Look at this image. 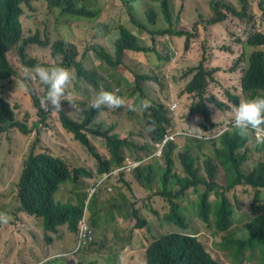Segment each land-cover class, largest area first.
Masks as SVG:
<instances>
[{"label": "trees", "instance_id": "1", "mask_svg": "<svg viewBox=\"0 0 264 264\" xmlns=\"http://www.w3.org/2000/svg\"><path fill=\"white\" fill-rule=\"evenodd\" d=\"M45 2L49 5L47 12L54 14L57 22L61 19L66 23L72 20L94 22L96 23L95 27L101 25L106 30V35H109L111 29H114L118 35L114 40L113 52H109L103 44L94 45L92 47L95 57L107 67L119 70L129 69L135 75L136 82L141 81L142 96L149 92L147 79L153 83V87L155 85L165 87L166 83H169L165 70L171 57L168 54H162L157 49L159 48V36L173 35L179 36V38L185 36V49H187L201 31L200 19L195 20L192 30L178 29L173 26H157L159 22L158 10L163 13L168 23H173L171 0H152L148 9L145 10L147 20L139 18L132 11L131 7L135 6L133 3L136 0H131V5H127V8L131 21L138 27L135 30L121 21L110 26L111 11H114L115 6H109L106 3L101 6V0H0V136L11 127H16L25 136H30L33 131L27 121L16 119L15 108L8 99L9 95L7 96L15 88L29 87L27 92L32 96L35 107L40 110L39 115L46 118L40 105V98L43 96H40L36 89L30 86L37 77L33 80L29 72L25 75H21L22 72H20L24 66L33 68L40 65L37 56L41 49L38 48L35 55H31L38 46L50 47L54 56L60 60L55 59L52 63H44L46 66H61L69 71L75 69L76 79L88 83L95 94L100 90H108L117 95H123L113 87L109 88L108 84H104L106 88H103L104 80L95 73L101 74L113 83L127 81V76L104 75L89 65L83 69L81 66L83 62L77 59L74 43L60 34L57 29L44 31L40 28L25 29L22 18L26 11L34 10V8L36 10L37 4ZM210 5L213 14L205 19L206 31L218 23L217 25H223L225 31L232 35V43H229L228 46H222L219 43L211 44V46L216 45L219 49L228 51L232 55L223 56L217 62L201 55L199 64L189 68L186 74V76H192L183 91L193 98L190 104V114L202 116L200 127L204 129L215 123L214 112L207 102L215 103L216 107L223 111V109L229 110L235 107L242 99L264 96V0H232V2L210 0ZM243 24L249 26L248 31L241 32L240 26ZM236 30H238L237 38H235ZM52 33H59L62 40L51 43L49 39H44ZM146 33L150 34V43ZM162 46L164 47L166 44ZM149 50L151 53H156V50L162 61L151 60V62H155V65L150 62L149 73L121 64L128 52L148 55ZM231 60L232 66L229 67L227 74L234 76L226 82L224 87L227 102H222L214 96L207 98L208 88L214 86V82L210 84V81L215 79L219 81L215 73L220 69L226 70L227 64ZM245 61L246 64L242 65L239 70V66ZM222 63L225 65L223 66ZM19 81L23 82L22 85H18ZM75 84L80 89L79 82ZM46 91H44V95ZM125 92H130L132 96H135L137 90L132 86ZM162 93L164 97L167 96L166 92ZM85 98H87L86 106L81 115L73 117L70 114L72 111L70 109L61 108L60 111H57L58 120L66 132L73 133L74 139H78L91 148L85 152L86 161L83 165L71 167L64 163L65 158L61 156L50 151L36 153L34 150L23 162V169L17 183V198L20 203L18 210L35 216L37 219L41 218L42 233L45 236L48 232L57 233L61 225H67V228L74 232L73 228L78 225L83 213L84 202L79 199H74L70 207L56 205L53 200L55 192L56 195L62 191L66 193L63 186L69 185L68 193H70L74 185L81 182V176L90 177L93 175L91 169L95 167L97 173H104L114 167L126 164L127 158L152 154L154 142L162 137L169 125H172L170 112L159 95L156 96L155 119L152 120L153 123L158 120L152 144H150V138L141 129H137L136 124H134L135 131H130L128 134L124 132L121 135L113 132L114 126L104 127L98 123L96 110L89 106L91 98ZM69 102H73V100H64L61 107ZM146 115L147 110H143L141 116ZM32 124L36 126L39 135V127H44V124L39 120H35ZM86 132L104 138L109 152L108 157H102L97 149L92 150L94 147L90 144ZM138 135L142 140L137 139ZM185 137H190L191 141L176 155L173 154V145L170 144V148H167L169 144L167 145L163 155L166 165L162 171L155 172L152 164L135 169V178L147 186H150L153 178H156L158 183L156 193L169 208L162 222L173 225L172 229L156 236L151 233V219L149 220L142 214V207L138 206L137 194L131 183L123 176L118 178L115 183L116 194L111 193L99 199L100 203L111 205L105 209V211L107 209L109 211L100 213L94 211L95 214L104 213L105 221L103 223L110 227L108 234L110 239L115 246H119V250L135 249L137 246L145 248L146 260L144 264H226L221 259L220 253L213 254L209 251L207 245L210 243V236L189 231L190 221L187 213L196 212L206 226L212 229L211 235L215 236L220 232L230 230L236 212L246 204L243 202L241 205L240 194L254 191V201L251 204L253 215L245 224L247 235L238 238L236 232H229L221 237L220 250L225 253L230 264H251L250 262L254 258L246 260L245 248L258 243V246L253 248L255 250L253 256L255 257L256 252L259 251L262 260L260 264H264V200L262 199L264 192V143L258 142L257 131L254 133L252 130L241 136L239 131L234 129L231 134H227L219 141L205 147L209 150L207 152L204 150L202 141L191 136ZM254 153L262 156L257 162L252 159ZM220 159L225 166L222 176L216 170ZM76 173H78V177L74 179L73 183H66L58 188L59 182L70 179L71 174ZM221 180L224 181L219 183ZM119 184H123V186H119ZM151 189L146 190L152 191ZM211 191L216 192L217 197L214 200H210L209 193ZM193 194L196 195L194 202L182 203L185 198H189ZM91 203L98 205L97 197H94ZM145 205L153 215L158 216L157 210ZM130 220L135 221V228L146 229L147 232L141 234L137 229L133 232L131 228L123 230L122 221L130 222ZM93 222L96 227L101 225L95 217ZM118 224H121L119 229L116 228ZM48 240L51 241V237H48ZM90 245L97 251L95 243ZM28 256L30 260L19 261L20 264L36 263L33 262V256ZM103 260L107 264H118L116 260L113 263L107 257H104ZM53 263L55 262H46V264ZM94 263V261L87 262L82 259L72 264Z\"/></svg>", "mask_w": 264, "mask_h": 264}, {"label": "rangeland", "instance_id": "2", "mask_svg": "<svg viewBox=\"0 0 264 264\" xmlns=\"http://www.w3.org/2000/svg\"><path fill=\"white\" fill-rule=\"evenodd\" d=\"M232 2V0H226ZM172 2V13H173V23H168L163 13L158 10L159 22L158 27H168L173 26L178 29H188L192 30L194 27L195 20L200 19V33L194 38L190 47L185 49V36L179 38V36L173 35H164L159 36V48L162 54H168L171 59L167 62L165 72L167 73V80L169 83H166L167 86H158L153 87L152 91L145 93L143 96L141 94V85L140 80L138 83L135 80V75L129 70H119L113 67H107L99 59L95 57L93 47L94 45L103 44L109 52L114 50V40L116 39L118 33L111 29L110 34L106 35V30L99 25L95 27L96 23L85 21V20H72L66 23L63 19L57 22L55 15L48 13L47 10L49 5L47 2L43 4H37L36 10H27L23 16V22L25 29L40 28L42 31L46 29H57L60 34L65 38L74 43L75 51L77 53V59L81 60L82 68H86V65L96 68L99 72L104 75H115L126 77L127 81L121 83H113L104 78L101 74L95 73L100 79H103L102 87L106 88L104 84H108L109 88L113 87L114 90L124 92L127 88L134 86L137 90L136 96L141 101H147L150 107L147 109V115L142 117L141 111L139 108L140 103L136 104L135 113H130L126 110L120 111H103L100 113L97 120L98 123L104 127L114 126L113 132L123 134L126 132L128 134L130 131H135L134 124L137 125V129L146 134L150 138V144L154 142L155 130L158 126V120L153 123L154 118V108L155 100L157 95H161V92H166L167 96H162L164 103L172 102L171 104L177 103V110L179 114H182V120L179 122V127L186 131L189 129V126L196 125L199 128L196 129L195 135H200L202 133V128L200 127L201 117L200 115L191 116L189 113V106L192 103V96L188 93L183 92L187 83L191 80L192 76H186L188 69L196 67L200 62L201 51L198 49L197 43H201L202 55L205 58L211 59L213 53L215 52L214 61H219V58L223 56L232 55V53L219 49L216 45L211 46V44L219 43L222 46H228L229 43H232V35L225 31L223 25L215 24L212 29L206 31L205 19L210 17L213 14L210 0H171ZM103 3L108 4L109 6L114 5V11H111L112 20L110 21V26L116 24V22L121 21L123 24L132 28L133 30L138 29L131 21V16L129 15V10L127 5H131V0H101V6ZM152 3V0H136L133 3L134 7H131L132 11L139 17L147 20V15L145 10L148 9L149 4ZM37 11V12H36ZM40 12V13H38ZM146 23H148L146 21ZM149 24V23H148ZM151 28L153 26L149 24ZM241 32L248 31L249 26L243 24L240 26ZM59 33L48 34L44 39H49L51 43H55L59 40H62V36ZM238 30L235 32V38ZM147 34V33H146ZM144 34V35H146ZM150 38V34H147V39ZM151 40L149 39V43ZM166 44V46H162ZM40 48L39 55L37 60L41 63L42 66H45L44 63H52L55 59H58L51 52V48L37 47L31 55H35L37 49ZM214 50V51H212ZM148 55L145 53L143 55H138L137 53L128 52L124 57V60L121 64H126L130 68L136 69L141 72L149 73L150 62L156 61L162 62L160 60L159 53L155 50L156 53H151L148 51ZM158 56H157V55ZM59 60V59H58ZM225 60V59H223ZM60 61V60H59ZM155 65V62H151ZM223 66L225 63H222ZM246 61L239 66V70L242 65H245ZM141 66V67H140ZM232 66V60L228 62L226 70L220 69L218 72L217 78L214 81H210V84L213 83L214 86L208 88V94L214 95L218 100L227 102V98L224 93V87L228 80H231L234 75L227 74L229 67ZM140 67V68H139ZM75 68V66H72ZM21 75H25L27 72L32 74V70L27 67H22L20 69ZM72 73V80L67 84L65 88V96L73 102H69L67 105L61 108L66 110H72L71 115L73 117L83 114V110L86 106L87 98H92L95 93L90 88L88 83L76 79L75 69L70 71ZM166 78V77H165ZM147 81H150L147 79ZM76 82H79L80 89L76 87ZM22 81L18 82V85H22ZM36 89L40 96H44V91H46V86L37 78L35 81H32L31 85ZM29 87H20L15 88L9 94H7L8 99L11 101V104L15 108L16 119L24 120L29 123L33 131L30 136H25L21 133L16 127L9 128L6 132H3L0 136V215L8 217V223H0V264H20L19 261H28L29 256H33V262L35 264H46V262L57 259L55 255L67 252L74 248L76 235L72 233L70 237H67L63 240L56 241L54 238L51 241L48 240L49 234L46 236L43 235L41 218L37 219L35 216H29L22 212H19L17 207L19 206V201L17 199V181L19 180L23 162L29 155V153L34 150L36 153L51 151L62 157L66 158V164L74 167L81 166L86 161L85 152L91 149L88 145H84L78 139H74L73 133L66 132V129L63 127L62 123L58 120V113L56 110H43L46 114V118L40 116V110L37 109L34 105L32 96L27 92ZM87 94V95H86ZM123 95L131 96L132 93L127 92ZM143 97V98H142ZM144 99V100H143ZM67 99H62L61 103ZM76 101V102H75ZM214 112V120L220 119L223 117L224 113H227V110H220L213 103L210 104ZM123 107V106H122ZM121 108V107H119ZM35 120H39L45 130V138L38 135L36 126L32 123ZM195 127V126H193ZM40 128H43L40 127ZM125 128V130H121ZM151 129V131H149ZM88 134V132H86ZM90 136V134H89ZM137 139L142 140L139 135ZM153 139V141H152ZM94 141L97 144V147H94L92 150L97 149L102 157H108L109 152L106 148L105 141L102 137L95 136ZM190 137L185 136H176L169 141L167 148H170V144L173 145L172 150L173 154L176 155L178 152L182 151L190 143ZM205 152L209 151L207 148H204ZM143 155V154H142ZM140 155V156H142ZM262 156L254 153L252 159L257 162ZM95 161V160H94ZM154 166L155 172L162 171L163 167L166 165L165 157H162L159 160L150 161ZM96 165V162H95ZM145 165H140L137 167L143 168ZM136 168V167H135ZM134 169V168H133ZM131 171V170H130ZM218 173L220 176L224 174V170L221 166L218 168ZM77 174V173H76ZM136 172L132 177H126L131 186L134 188V191L138 197V206L142 207V214L150 220V231L154 236L167 232L172 229L173 225L166 224L162 222L164 215L168 212L169 208L166 202L157 195L156 188L158 186L156 178H153L151 185L147 186L139 182L135 178ZM75 174H71L73 177ZM219 176V178H221ZM68 180V179H66ZM66 180L59 182L63 184ZM136 180V181H135ZM81 181L84 182L85 186H90L93 183L92 178H87L81 176ZM138 181V182H137ZM221 180L219 183L223 182ZM116 183V182H115ZM115 183H110L112 191H101L100 196H106L108 194H116L114 189ZM123 186V184H119ZM126 188V187H125ZM152 188V189H151ZM127 189V188H126ZM152 191H147V190ZM65 190H68V187H65ZM240 191V190H239ZM210 200H214L217 195L215 191H211ZM60 200H65L68 196L65 192H60L58 195ZM241 205L243 202H246L245 205H242L241 209L238 210L235 214L233 225L229 231H223L218 233L215 236L211 235L212 229L207 227L206 224L200 219L196 212L190 211L187 213L188 220L190 221V232H196L200 234H206L210 236V243L207 245L209 251L213 254L220 253L221 259L226 263L230 264L229 259L226 257L225 253L220 250L222 245L221 237L229 234V232H236V237L242 238L247 235L245 231V224L250 220V217L253 215V206L251 205L254 201V191L249 193L240 194ZM196 199V195H191L189 198H185L182 203H192ZM262 199L264 200V192L262 193ZM251 202V203H250ZM250 203V204H249ZM147 204L152 209L158 211V216L153 215L148 208ZM105 209L111 206L108 203H104ZM104 209V211H105ZM109 210L107 209L108 212ZM104 214V213H101ZM93 218H91L92 220ZM152 221V222H151ZM131 228L134 232L135 221L130 220V222L122 221V229ZM141 234H145L146 229H137ZM110 232V227L100 225L99 227L94 228V242L97 243L96 247H100L99 251H96L92 248H89L88 245L85 247L83 252L91 261H94V264H107L103 260L104 254H119L118 264H144L145 263V248L136 247L135 249L124 248L119 250V246H115L112 240L110 239L109 243L101 244L99 235L103 236ZM52 242V243H51ZM258 246V243L254 244L252 247L245 248L246 260H250L251 264H260L262 262L261 255L259 251L256 252L255 257L253 248ZM85 255L77 253L75 257L70 259L59 258L58 264H67L73 259L74 262H78L80 259H85ZM113 262L112 258H108ZM114 263V262H113ZM247 263H249L247 261ZM115 264V263H114Z\"/></svg>", "mask_w": 264, "mask_h": 264}, {"label": "clouds", "instance_id": "3", "mask_svg": "<svg viewBox=\"0 0 264 264\" xmlns=\"http://www.w3.org/2000/svg\"><path fill=\"white\" fill-rule=\"evenodd\" d=\"M195 45H198V49L201 51V55H202V50L200 48L201 43L196 42ZM212 53H213V57L211 59H214L215 52H212ZM30 69L32 70V74H31L32 79L35 80V78L37 77L43 83V85H45L47 88L45 95L40 98L41 107L46 111L47 110L60 111L61 100L68 99L65 96V88L67 84L72 80V73L69 70L61 66H46V65L42 66L41 63L40 65H36L35 67L30 68ZM218 72L219 71L215 73L216 77L218 76ZM151 86H152V82L148 81L149 92L152 91ZM125 91L123 93H127ZM159 96H161V99H162L163 93L161 92V95ZM211 96H214V95H209L207 91L206 97L209 98ZM172 102L165 103L166 108L170 112V117L172 118V125L171 126L169 125L167 127V129L170 131V135L167 137L163 134L160 139L154 142V151L152 154L147 155V156L142 155L139 157H134L135 160L142 161L140 165H145V164L148 165L150 164V161L161 159L164 155V151L167 145L169 144V141L175 138L176 136H191L193 138H196L199 141L203 142V145L205 148V147L210 146L212 143L219 141L225 135L231 134L234 129H237L241 136L246 135L247 132H250L252 130L254 131V133L256 131L257 133H259L261 129H264V96H255L252 98L242 99L235 107H232L229 110L223 109V110H227V113H224L223 117H221L220 119H216L215 123L208 126L206 129L201 127L202 133L200 135H195L196 129L199 128L196 125L189 126V129L186 131L182 130L178 126L179 122L182 120V114H179V111L176 108L177 103L173 104L175 105V107L172 108L173 106L171 104ZM138 103H140V100L139 98H137L136 95L135 96H132V95L131 96H128V95L120 96L112 91L100 90L90 99L89 106L93 108L94 110H96V118H99L100 113L103 111H107V110H110V111L126 110L130 113H135L134 111L136 110V107H137L135 105ZM207 103L211 104L213 102H207ZM213 104L216 106L215 103ZM149 107L150 105L147 101H141L139 105L140 110H142L141 113H143V110H147ZM189 113H190V106H189ZM197 115H200V114L191 115V116H197ZM46 128L47 127L40 128L39 136L42 135V137L45 138V131L41 132V130L42 129L45 130ZM121 130H125V128H122ZM149 131H151V129H149ZM95 136H98V135L88 132V140L93 147H97V144L94 141ZM98 137H101V136H98ZM257 140L258 142L264 143V136H258ZM160 147L162 149L161 154L157 155L156 153L160 149ZM44 152H48V151H44ZM51 153H54V152H51ZM64 163H66V158H65ZM219 166H221L223 169L225 168L221 159L218 163V167L216 168V170H218ZM74 167H80V166H74ZM95 168L91 169L93 172V175H91L90 177L84 175L85 177L92 178L94 180L90 186L88 187L85 186L84 182L81 181L80 183L74 185L72 191L68 193L70 186L64 185V184L73 183L74 179L78 177V173H77L70 179L66 180L65 183L58 185V188L62 185H64L63 187H66V186L68 187V190L66 191L68 196L66 197L65 200H62L65 202H61L59 200L57 196L58 194L56 195V192L53 195V200L55 204L59 206H63V207H70V204L73 202L74 199H79L82 202H84L83 213L78 221V225L75 226V228H73L74 232H71L67 228V225L59 226L57 233L48 232L50 233L49 237H51V239L54 238V240L56 241H60L67 237H70L72 233L76 235L74 248L67 252H62V253L55 255V257H57L58 260L57 259L50 260V261L55 262L53 264H58L59 258L70 259L71 257H75L77 253H81V255H85L83 252L85 251L86 245H88L89 248H92L90 244L93 245L95 243L93 241L94 240V228H95L93 219L95 215L100 213L101 211L105 212L104 204L99 202V199L102 197L99 195V193L101 191H106V192L111 191L112 187L111 185H109L110 183H115L118 178L123 177V176L125 178L132 177V175L136 171L135 169L138 167L129 171L127 168V164H124L122 166L114 167L104 173H97ZM17 190H18V187H17ZM94 197H97L98 205H94L91 203ZM19 206H20V203H19ZM94 211H98V213L95 214ZM19 212H22V211H19ZM22 213L26 214L25 212H22ZM91 218L93 219L91 220ZM0 223H8V217L4 215H0ZM96 245L97 243H95V247ZM96 248H97V251H99L100 247H96ZM102 257L103 258L107 257V259L112 258L113 261L116 260L118 263L119 254H115L114 256H112L111 254H104ZM71 260L72 261L68 262L67 264H72L74 262L73 259ZM84 260L88 262L90 259L85 255Z\"/></svg>", "mask_w": 264, "mask_h": 264}, {"label": "crops", "instance_id": "4", "mask_svg": "<svg viewBox=\"0 0 264 264\" xmlns=\"http://www.w3.org/2000/svg\"><path fill=\"white\" fill-rule=\"evenodd\" d=\"M96 220L99 222V224L104 225V221H105V216L103 214H96L95 215ZM95 228L96 225L94 224ZM106 226V225H104ZM116 228H121V224H118ZM109 233L107 232V234H104L103 236L99 235V239L101 244H106L110 242V236L108 235Z\"/></svg>", "mask_w": 264, "mask_h": 264}, {"label": "built area", "instance_id": "5", "mask_svg": "<svg viewBox=\"0 0 264 264\" xmlns=\"http://www.w3.org/2000/svg\"><path fill=\"white\" fill-rule=\"evenodd\" d=\"M174 107H175V105L172 106V108H174ZM257 135H258V136H260V135H264V129H261L260 132L257 133ZM161 151H162V149H161V147H160V149L157 151L156 154H157V155H160V154H161ZM141 163H142V161H140V160H135L134 158H127V162H126V164H127V168H128L129 171L132 170L133 168L139 166Z\"/></svg>", "mask_w": 264, "mask_h": 264}, {"label": "flooded vegetation", "instance_id": "6", "mask_svg": "<svg viewBox=\"0 0 264 264\" xmlns=\"http://www.w3.org/2000/svg\"><path fill=\"white\" fill-rule=\"evenodd\" d=\"M164 135L167 136V137L170 135V131L167 128H166V130L164 132Z\"/></svg>", "mask_w": 264, "mask_h": 264}]
</instances>
